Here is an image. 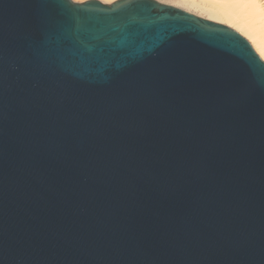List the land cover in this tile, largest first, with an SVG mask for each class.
<instances>
[{"label":"water","instance_id":"obj_1","mask_svg":"<svg viewBox=\"0 0 264 264\" xmlns=\"http://www.w3.org/2000/svg\"><path fill=\"white\" fill-rule=\"evenodd\" d=\"M0 264H264V61L157 0H0Z\"/></svg>","mask_w":264,"mask_h":264},{"label":"bare ground","instance_id":"obj_2","mask_svg":"<svg viewBox=\"0 0 264 264\" xmlns=\"http://www.w3.org/2000/svg\"><path fill=\"white\" fill-rule=\"evenodd\" d=\"M101 1L107 4L113 0ZM157 1L178 7L204 19L221 23L236 29L252 42L255 50L264 60V0H239L244 3L246 7L245 9L250 12L249 14L248 12H245L246 15L245 13L243 14V12L236 13L217 2H212L211 4L204 0ZM250 14L251 16H254V18L252 16L253 19L250 17Z\"/></svg>","mask_w":264,"mask_h":264},{"label":"rangeland","instance_id":"obj_3","mask_svg":"<svg viewBox=\"0 0 264 264\" xmlns=\"http://www.w3.org/2000/svg\"><path fill=\"white\" fill-rule=\"evenodd\" d=\"M72 1H74V2H84V1H87V0H79V1H77V0H72ZM101 1V0H100ZM109 1V0H108ZM114 1H116V0H113V1H111V2H108L107 4H110V3H113ZM201 1H203V0H201ZM204 1H207L208 3H211L212 4V2H217V3H219V4H222V6H224V7H226V8H228V9H230V10H232V11H234V12H236V13H238V12H240V13H242L243 12V14L246 12H248V10L247 9H245L246 7H245V5H244V3L243 2H240L239 0H204ZM247 10V11H246ZM246 13H245V15H246ZM250 12H248V14H249ZM249 16V15H248ZM253 16V15H252ZM252 16H251V14H250V17L252 18ZM249 17V18H250ZM250 18V19H251ZM253 18H254V16H253ZM252 18V19H253ZM251 19V20H252ZM227 26V25H226ZM230 27V26H229ZM230 28H232V27H230ZM232 29H234V28H232ZM234 30H236V29H234ZM237 31V30H236ZM239 34H241L239 31H237ZM243 37H245L243 34H241ZM248 41H249V43L252 45V47L254 48V46H253V44H252V42L247 38V37H245ZM254 50H255V48H254ZM256 51V50H255ZM256 53H257V51H256ZM258 54V53H257ZM259 55V54H258ZM260 56V55H259ZM261 57V56H260ZM261 59H262V57H261ZM263 60V59H262ZM264 61V60H263Z\"/></svg>","mask_w":264,"mask_h":264}]
</instances>
